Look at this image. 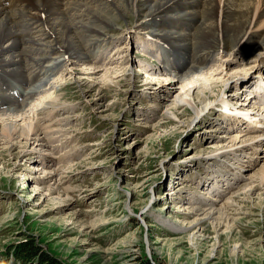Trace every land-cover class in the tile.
Listing matches in <instances>:
<instances>
[{
    "label": "rangeland",
    "instance_id": "374dc122",
    "mask_svg": "<svg viewBox=\"0 0 264 264\" xmlns=\"http://www.w3.org/2000/svg\"><path fill=\"white\" fill-rule=\"evenodd\" d=\"M70 1L73 0H61L55 4L53 9L57 11L56 15L42 16L39 14L41 10L36 7L27 10L28 13H20L24 8L13 13L10 18L16 21L8 20L10 25L22 26L24 18L30 15V18L26 17L29 34L25 35L28 38L23 43L21 33H12L6 38L7 47H1V52L3 50L4 53L6 48H9L6 51L18 50L16 41L23 49L28 48L24 52L31 61L41 54L40 61H45L47 50H50L49 56L53 57L49 59L51 62L54 57L57 59L58 55L67 52L69 48L63 46L62 41L47 29L51 22L65 18ZM101 2L103 5H98V8H102L104 19L94 24L96 31L91 34L87 32L85 38L80 40L83 41L81 46L87 48L84 51L77 50L69 59L66 57L65 60L69 61L65 64H47L45 74L49 84L43 87L46 85L44 79L28 88L33 89L36 85L38 93L45 92V88L50 96L43 97V93L31 103V90L30 94L18 102V106L22 101L28 102L30 106L46 98L43 106L34 105L33 110L37 112H30L25 119L18 116V120H14L16 125H22L30 119L33 123V116L36 121L41 120L39 127L42 129L39 128L38 136L29 134L27 130L28 138L19 134L17 136L16 133L11 139L7 135L0 136V251L6 249L8 244L31 243L35 253H41L38 264L43 256L58 264H140L142 255L151 264H264V186L259 184L254 173H260L258 169L264 160L260 159L258 153H252L253 149L247 148L244 153L252 155L253 159L247 162V157L246 160L241 157L242 165H238V168L242 167V174H239L236 167L233 169L237 171L228 172L225 170L227 167L218 166L211 173L203 174L204 181L200 185V179L194 175L195 158L202 152L204 154V151H199L201 146L223 140L229 130L233 133L240 130L238 139H246L253 135L246 127L248 119L264 118V93L261 89L264 87L260 88L264 81V58L260 61L250 58L251 53L255 54L256 48L260 46L264 27L256 28L250 36L244 35L245 42L241 40L238 43L240 50L245 49L246 53L240 57L241 65L237 70L234 67L238 61L234 56L239 57V50L236 51L239 47L234 46L232 35L224 40L221 48L217 47L219 42L214 41L217 47L215 52L204 51L210 53L199 57L196 51L197 30L204 24L197 23L189 33H184L181 44H195L194 52L186 51V56L205 59L214 54L212 72L214 79L219 78L216 80L219 81L217 86L210 85L205 89L206 95L216 102L204 110L200 119H192L188 105L175 104L179 97L177 93L181 91L180 83L160 87V83L168 79H162V75L155 77L145 73L150 65L154 68L159 66V61H150L149 57L141 54L143 42L138 36L140 32L149 31L148 26L153 19L145 20L146 16L137 21L136 15L124 0L117 1L121 8L115 2H110L108 6L106 4L109 2ZM234 2L229 3L233 6ZM235 4L240 5L241 1ZM145 7V0H140L143 14L147 9ZM119 10L125 12V15H118ZM18 14L23 16L19 20L16 18ZM33 14L37 19L35 21H38L36 26L44 25L36 27L45 45L38 49L37 44L31 42L37 41L35 35H32L35 27L32 24ZM159 14H156L157 17H161ZM139 23H143V26L135 29ZM163 24L165 21L160 22L161 28ZM58 34L60 36L59 31ZM42 48L47 54H44ZM79 53H86L88 57L75 55ZM64 56L59 58L63 59ZM7 57L4 62L9 63L10 56ZM100 62L104 63L103 66H100ZM207 66L205 69L210 68V64ZM103 67L105 70L120 68L115 74L125 70L126 81L115 85L111 80H87L93 71H85L83 68L94 70ZM75 69L88 73L78 76L74 74ZM53 70V78H50ZM147 76L154 78L150 80L149 77L148 82ZM83 77L87 79L82 80ZM122 77L120 75L119 80ZM250 83L252 86L248 89L246 86ZM258 84L259 88L253 98L248 92ZM202 96L198 89L194 90L189 101L192 103V99L197 101ZM49 100H54L53 105H47ZM150 103L156 109L153 112L148 109ZM236 105L243 108L241 111L247 116L230 115L224 111L225 107ZM164 107H170L171 110H168V118L161 125L162 115L165 116L161 111ZM44 108L52 109V113H46ZM6 117L4 115L3 118ZM20 119L26 121L22 123ZM19 133L22 134L21 131ZM256 150H264V143H260ZM209 180L220 191L216 196L207 193ZM247 184L248 188L243 189ZM251 186L255 187L254 192L252 195L246 194ZM231 192L232 196L234 193L236 195V204L233 209L229 207L227 210L224 200ZM199 194L208 195L215 203L214 208L224 204V211H232L230 215L235 220L232 231L234 240L220 234L219 244L213 248V224L202 219L204 223L196 225L194 212L190 210L196 207L188 203L192 197L199 198ZM207 208L209 206L199 207L200 210ZM199 230L202 235L195 238L192 244L189 236ZM234 242L239 244L236 253L231 251ZM8 256L11 259L12 256ZM8 256L0 252V264H9ZM27 261L28 264H37V258L30 257Z\"/></svg>",
    "mask_w": 264,
    "mask_h": 264
},
{
    "label": "bare ground",
    "instance_id": "6f19581e",
    "mask_svg": "<svg viewBox=\"0 0 264 264\" xmlns=\"http://www.w3.org/2000/svg\"><path fill=\"white\" fill-rule=\"evenodd\" d=\"M60 1L61 0H0V68L3 66L9 65V64L16 63V62L21 63L22 57H21L20 53H23L24 51H26L28 49V48L23 49L21 46L18 45V42L16 41V45L18 47V50L6 51L9 49V48H6V49H4V51H5L4 53H2L3 50L1 52V47L6 46V43H5L6 38H8L12 33H15L16 31L21 33V35L23 37V43L26 41V38H28V36L25 35V34H29V33H27L28 32L27 29L29 27L26 28V26L28 25V21H27L28 19L26 20V17L30 18V17H28L30 15L29 14H28V16L25 15L26 17L24 18V22L22 23V26H20L21 24L16 25V24H12V23L10 25L9 24L10 21H16L15 18H10V17H12L11 15H13V13H18L22 8H24V9L21 10L20 13H28L27 10H29V9L31 10L32 7H36V8H39L37 10H41V12L39 14H41L42 16H48L50 14L57 13V11H54L53 8H54V5L59 4ZM101 1H103V0H73L72 2L70 1L68 3V6L66 7L67 10L64 8L66 10L65 11V18L57 19L54 22L50 21L52 24L48 26L49 32L51 34H54V37L57 36L62 41L63 46L66 45L69 49H66L67 52H64V54H67L66 56H64V54L61 53L62 55H58L57 59H55V58L52 59V64H48V65H54L55 66V65L59 64L60 62H62V64H65L66 62L69 61V60L68 61L65 60L66 57H68V59H69L70 56H74L73 54L76 53L77 50H83L84 51V49L87 48V47L83 48V46H81L83 41L80 42V40H83L85 38L87 32L89 34H91L92 32L96 31L97 28L94 26V24L96 22L101 21V19L102 20L104 19L105 16L103 17V15H102V8L101 9H100V7L98 8V5H103ZM112 1H114V0H105V2H109L106 4V6H108L110 4V2H112ZM117 1H119V0L114 1L116 6L121 8V5H119ZM231 1H233V0H204V2H203V0H145V5H146L147 9L145 12L146 14L145 13L143 14V11L140 9V0H124V2H126L130 6L133 14L136 15L137 21L140 19H144L146 16L147 17L145 18V20L146 19H150V20L153 19L151 22V25H153V28H151V25L148 26L150 29L146 26L149 31L140 32V33H138V36L141 37V42H143V46L146 49H150L153 52L152 56L154 58H156L157 60H159L160 65L164 64L167 66L166 67L164 65L163 66L159 65L158 68H154V67H151L152 65L149 64L150 69L148 71L145 70V73L151 74V75L153 74V76H155V77H159L162 75L163 76L162 79H168L167 81H164V83H160V87H163L164 84L170 85L171 83H180L179 88L181 91L179 93H177V96H179L180 98L178 97V100H175V104H181V106L188 105L192 111V119H200L201 118L200 115L204 112V110L209 108L210 105L214 104V101L216 102V100H214L210 96L206 95L205 89H208L210 87V85H211V87L217 86V83L219 82V81H216L219 78L214 79L215 75L212 72L214 69L212 70L211 65L213 66L212 63L214 61V58L211 57L210 59H208V57H207L205 59H201L199 57H201L202 54H208L210 52H215L217 47L221 48V46L224 43V40H226L230 35H232V37L235 41L234 46L236 47L240 44L239 42L241 40L243 43L245 42L244 35L250 36V34L253 33L256 28L264 27V0H234L235 2L232 4L233 6H231V4L229 3ZM239 1H241L240 5L235 4ZM114 2H112V4ZM65 6H66V4H65ZM106 6H105V8H106ZM56 7H58V6H56ZM201 7H202V10L199 12V9ZM31 12H36V11H31ZM158 13L161 14V17L160 16L157 17L156 14H158ZM34 14L32 15L34 18V20H32V24L35 25V27L32 30V35H35V38H37V41H33V40L32 41L30 40V41L33 44H37V49H38L39 47L41 48L44 44H43V42H41L42 34H37L38 32H37L36 27H39V25L36 26L38 21H35L37 19H36V17H34L35 16ZM118 15H125V12H122L119 10ZM155 15H156V17H155ZM22 17H23L22 15L18 14L16 18L19 20ZM8 20H10V21H8ZM227 20L229 21V23L232 22L233 24H229L227 22ZM48 21H49V19H48ZM164 21H165V24H163V27L161 28L160 22H164ZM207 22H208V24H207L208 26L205 25V23H207ZM40 23H43V22H40ZM197 23H200V25L201 24H204V25L199 26L198 30H197L199 35H198V41L196 44L197 45L196 51H197V55H199V57L193 59L192 56L191 57L186 56L187 55L186 51H189V52L192 51L195 48V47H193V45L195 46V44L192 45V42L190 43L189 40H188L189 43L181 44L180 40H181L182 36L184 35V33H186V34L189 33V30H192L194 28V26L197 25ZM142 24L143 23L137 24L135 26V29H140ZM10 26H11V28H9ZM20 27L22 29H20ZM58 31L60 32V36L58 34ZM98 33H100V32H98ZM93 34H95V33H93ZM88 39H86V40H88ZM94 39H95V37H94ZM139 40H140V38H139ZM183 41H184V39H183ZM214 41L219 42V45H217V47H215V45L213 44ZM84 44H85V42H84ZM16 45L14 47H16ZM48 45H50V44H48ZM34 46L36 48V45H34ZM34 46H32V48ZM44 47H45V45H44ZM93 47H94V45H93ZM235 47L233 49H235ZM263 49H264V37L260 41V46H258L256 48L255 54L251 53L250 58H257L260 61V59L262 57L264 58V51L260 52L259 50H263ZM95 50H97V49H95ZM237 50H239L238 51L239 57L234 56V59H236V61H238L236 66L234 67V68H236V70L239 69L240 65H241L240 60L242 58H240V57H242L246 53L245 49L242 50V48H241V50H240V47L237 48L236 51ZM39 51H41V50H39ZM42 51L44 52V54L48 53V56L46 58L49 60L50 59V56H49L50 50H47V53H46L45 49L42 48ZM91 51L92 50H90V54H91ZM142 51L143 52L141 54L144 55L145 49H142ZM204 51H210V52H204ZM193 52H194V50H193ZM100 54L103 55L102 52H100ZM41 55H40V57H38L39 60H42ZM75 55H79V57H81L82 55H85L86 57H88V54H86V53L85 54L79 53V54H75ZM7 56H10V58H9L10 62L7 61L9 63L4 62V60L6 58L8 59ZM59 56H64V58L60 59ZM227 56H228V54H227ZM124 59L126 60L127 58H124ZM225 60H228V59H225ZM230 60H232V59L230 58ZM221 61L222 60H220V62ZM103 62H100V66H103V64H104ZM70 63H72V62H70ZM221 63L225 64L224 62H221ZM209 64H210V68L205 69V67ZM216 64H219V63H216ZM222 64H220V65H222ZM225 65L229 66V64L227 65V63ZM89 66H91V63L89 64ZM115 67L114 68L113 67L108 68L106 70H105V67H103L104 69H94L93 68L94 70H92V68H83L85 71H93L92 74L95 76H98V77H93V75L91 74L88 79L85 77H83L81 79L82 80L87 79L89 81H94V80H98V79H100L101 81L111 80V82L113 84L120 85L122 83V81L123 82L126 81V78L124 77L125 70H122L121 72L119 70L118 74L117 73L115 74L116 70L120 69L118 67L117 68H115ZM262 67H263V65L261 66V69H262ZM231 68H233V67H231ZM76 70H78V71H76ZM101 70H103L102 73H101ZM152 70H155V72L151 73ZM233 72H235V71L233 70ZM12 73H13V71H10V72H7L5 74L7 75V74H12ZM75 73L79 74L78 76H80L82 74H87L88 72H83L82 70L75 69L74 74ZM70 74H72V72H70ZM120 75L123 77L119 80ZM149 77H148V80H149ZM153 78L154 77H152L150 80H152ZM220 79H222V78H220ZM150 80L148 82H150ZM41 81H43V80H41ZM221 81H223V80H221ZM43 82H45L46 84L49 83V78L47 77V79H45ZM262 82H264V81H262ZM88 83H90V82H88ZM251 86H252V84L250 83L246 87L248 89H250ZM34 87L36 88V90H34V92H36V94H37L38 93L37 92V90H38L37 86L35 85ZM261 87H264V84L260 85V88ZM52 88H54V86ZM257 88H259V84L256 86V88H254L252 91H250L248 93L252 94L255 91L257 92ZM197 89L203 94V96L200 97L197 101L195 99L191 98L193 100V102L191 103L189 101L190 95H192L193 91L197 90ZM261 89L263 90V93H264V88H261ZM31 90L32 89H28V91H29L28 93L22 91L19 94L21 97L20 99L5 95L6 98H4V99L6 101L3 102L0 100V119L3 118L4 115L7 117L8 116L10 117V119H7V117H6L0 121V136L7 135V136H9L10 139L12 138V136L15 133H16V135L19 134L20 136L24 135L27 138H28L29 134L35 135L36 137L38 136V131H40L39 128H41V127H39V126H41V120L36 121V119H34V116H33L34 114H32V116H33L32 118L34 120L33 123H31V119L28 120L27 122H25L26 120L20 119L21 120L20 122H22V121H23L22 123L25 122L24 124L20 123L22 125H19V124L16 125V122L14 121V120H18V119H16V117H18V116H22L25 119L26 116L30 115V112L34 111L33 110L35 108L34 105L38 106V104L39 105L41 104L40 106H43L44 104H46V101H45L46 98H43V99L41 98L38 102H35L33 105L29 106V105H27L28 102L26 103V102L22 101L20 103V105L18 106V102L21 101L22 99H24L25 95L30 94ZM43 93H44V95H43ZM43 93L41 94V95H43V97H46V95L50 96L49 91L43 92ZM180 94L181 95L183 94V96H181ZM2 96L3 95L0 94V98H2ZM31 97H33V93L30 95V98ZM252 97L254 98V95H252ZM262 97H264V95H262ZM37 99H38V96H37L36 100ZM36 100H32L31 103H33ZM53 101H50V100L47 101L48 102L47 105H53V103H54ZM150 102H154V101L151 100ZM4 103L7 104V106L2 108L1 105H3ZM152 105H153V103H150L149 106H151V107L149 108V106H148V109L153 112L155 110V107L154 106L152 107ZM170 107H168V108L164 107L161 110L162 113L165 115V116L162 115V121H161L162 124L161 125H163L164 122H166V119L168 118V114H169L168 110H171ZM254 107L256 108L257 106H254ZM49 108H52V107H49ZM6 109H8V110L6 111ZM241 109H243V108H240L239 106L236 105L233 108V110L228 108V107H225L224 111L229 113L230 115L242 114L244 116H247V114L243 113L241 111ZM37 110H39V109H37ZM44 110H46V113H48V114L52 113V109L44 108ZM185 111L189 112V110H187V109ZM35 112H37V111H34V113ZM247 113L249 114V112H247ZM35 115H37V114H35ZM222 115H224V114H222ZM174 116L177 117V115H175V114H174ZM12 117L15 119H12ZM255 119L250 121V123H253L254 125H252L248 122L246 123V124H248L247 126L244 125L247 127V130H251V132H252V133H250V132H247V133L253 134L251 136H248V138L243 139V140L241 139V141H237L241 131L237 130L236 132L233 133V132H231V130H229V131H227L229 133H227L226 138H224L223 140H218L216 142L215 141L211 142V144L208 146H205V145L201 146L199 151H204V154H206V153L212 152V150H214V149H218L217 152L220 153L222 151L227 150V148L230 147L231 145H235L237 143L242 142L243 145H241V146H247V148L253 149L252 153H254V154L258 153V156L260 157V159L264 160V150H259V152L256 150L258 145L260 143H262L261 139L264 136V118H262L263 121H262V119H260L258 121L262 125H255L256 124ZM227 129H228V127H227ZM26 130L29 132V134L26 133L27 132ZM19 131H21V133H22V131H25V132L20 134ZM19 135H17V136H19ZM24 136H22V137L24 138ZM36 137H35V139H36ZM227 138H229V139L226 140ZM35 142H36V140H35ZM43 143H45V142H43ZM43 145H45V144H43ZM13 146L14 145H12L11 147H13ZM247 148H246V150H241V151L247 152ZM249 159H253V156L252 155L248 156L246 161L249 162L248 161ZM242 160L243 159H241L240 157H236L234 161H232L231 163H228L227 165L226 164L224 165L228 169L227 170L225 168V170L228 172L230 170H232V172H233V170L237 171L236 169H233V168H235V167L238 168V165L241 166ZM229 164H230V166H228ZM238 169H239L238 170L239 174H242V171L240 170V169H242V167H239ZM258 171L260 173H257V172H254V173H255V175H257L259 184L264 186V163H262V167H260L258 169ZM29 178H27V180H29ZM205 178H208V177H205ZM207 184H209L208 188H207V193L209 195L216 196L217 193L218 194L220 193L219 189L218 188L216 189V186H213L214 182L211 183V181L209 180V183H207ZM249 184L243 186V189L245 187L249 186ZM226 186H228V185H226ZM253 190H255V187L251 186L247 190L248 193H246V192L245 193L252 195ZM229 192H230V190H229ZM202 194H203V192H202ZM232 195H233V193L231 192L225 196L226 198H225L224 202H225V205L227 204V206H226L227 210L229 207H232V209H233V207L236 204V201H235L236 195H235V193H234V196H232ZM198 196H199V198L192 197L190 199V200L194 199V201H192V202H190V200L188 201L189 204L194 205L196 207V208L190 209V210H191V212H194L193 215L195 216L194 221H195L196 225H202V223H204V220H202V219L209 220V222L213 224V229L215 230V237L213 238L215 241L213 242V248L219 244L220 234H222V235L225 234V237H227V238L229 237L232 239L235 236L232 234L233 225H234V221H235L230 215L232 213V211H231V213H229L227 210L224 211L225 210L224 204H222L218 208H214L215 203L213 200H211V198H209L208 195L204 196V195L199 194ZM260 205H261V203H259V206ZM200 206H209V208H207L205 210H200L199 209ZM200 215H202L203 217L201 216L202 217L201 218ZM174 226L175 225H173V229H175ZM201 235H202V233L200 232V230L193 232L189 236L190 242H192V244H193V241H195V238L198 239L201 237ZM233 240H234V238H233ZM238 246H239V244L234 242L231 251L233 253H236Z\"/></svg>",
    "mask_w": 264,
    "mask_h": 264
},
{
    "label": "trees",
    "instance_id": "16d2710c",
    "mask_svg": "<svg viewBox=\"0 0 264 264\" xmlns=\"http://www.w3.org/2000/svg\"><path fill=\"white\" fill-rule=\"evenodd\" d=\"M11 247V248H10ZM10 248V249H8ZM33 244L31 243H26V244H20V243H16L15 245L12 244H8L6 246V249L1 250L0 252H2L4 255H11V259L8 256L7 259L9 261V264H28L27 259L28 258H37V264L38 261L40 259L41 253L38 252L35 253L34 249H33ZM10 250V251H9ZM35 253V255H33ZM37 255V256H36ZM142 259H140V264H151L149 262V260L145 257V255H142ZM42 258H45L44 256ZM40 260L39 264H58L56 262H51L50 258H45Z\"/></svg>",
    "mask_w": 264,
    "mask_h": 264
}]
</instances>
